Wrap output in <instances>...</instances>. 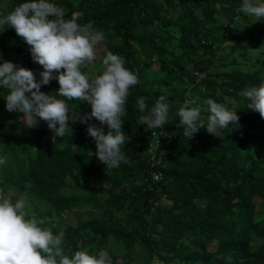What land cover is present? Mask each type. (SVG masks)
<instances>
[{"label": "trees", "instance_id": "16d2710c", "mask_svg": "<svg viewBox=\"0 0 264 264\" xmlns=\"http://www.w3.org/2000/svg\"><path fill=\"white\" fill-rule=\"evenodd\" d=\"M18 2L0 0V11ZM57 3L66 18L80 11V23L104 33L97 69L111 51L138 75L122 116L126 162L108 169L96 160L87 124L79 119L64 137L43 120L25 128L23 114L8 112L0 92V188L47 203L49 211L35 207L33 213L45 221L42 227L64 230L69 256L104 248L113 264H264V118L240 94L264 81V61L260 66L261 59L250 58L264 50V18L254 22L238 12L240 0ZM5 28L0 62L29 68L38 79L42 66L23 38ZM58 87L53 79L41 91ZM160 95L170 102L168 124L149 130L136 101L143 96L150 108ZM209 97L236 110L238 125L220 130V137L201 127L185 138L178 109L194 100L206 122L203 100ZM69 104L78 113L91 110L83 101ZM88 123L107 131L95 118ZM92 207L99 215L65 219Z\"/></svg>", "mask_w": 264, "mask_h": 264}, {"label": "clouds", "instance_id": "9594fccd", "mask_svg": "<svg viewBox=\"0 0 264 264\" xmlns=\"http://www.w3.org/2000/svg\"><path fill=\"white\" fill-rule=\"evenodd\" d=\"M237 11L259 21L264 18V0H240ZM81 17L80 11H74L66 18L57 0H20L11 10L0 11V29H14L29 46L33 62L42 66L37 79L31 69L3 60L0 92L6 93L2 98L8 112L23 114L25 128L37 127L43 120L57 137H64L71 135L70 122L79 119L86 123L87 135L95 144V159L108 169L118 168L126 162L121 150L127 137L122 131V116L129 89L139 79L134 70L125 67V60L111 51L100 58V68L95 67L105 36L91 22L80 23ZM195 74L197 79L202 76ZM53 79L59 85L55 93L41 91V86ZM240 94L247 100L246 107L264 118V81L245 87ZM75 100L86 102L90 112L74 110L69 101ZM203 104L207 106L206 122L201 119V106L194 100H185L178 109L185 138H191L201 127L220 137V130L238 125L236 110L211 97L204 99ZM169 105L168 98L160 95L148 108L146 98L139 97L136 108L146 113L140 117L141 124L149 130L162 129L168 124ZM93 118L102 126L106 124L107 131L88 123ZM156 144L152 146L154 150ZM44 224L43 219L29 211L26 195H14L0 188V264H113L104 248L65 254L64 230L53 232L50 227H42Z\"/></svg>", "mask_w": 264, "mask_h": 264}, {"label": "rangeland", "instance_id": "374dc122", "mask_svg": "<svg viewBox=\"0 0 264 264\" xmlns=\"http://www.w3.org/2000/svg\"><path fill=\"white\" fill-rule=\"evenodd\" d=\"M225 53H223V55H225ZM98 57L100 56L99 54L97 55ZM7 58V57H5ZM250 58L252 59V62H257L259 59H261V63L260 66L262 65V61H264V50H258V51H253L252 54L250 55ZM10 61V60H9ZM251 62V63H252ZM259 67V66H258ZM100 68V65H99ZM228 103H230V101H228ZM14 195H19L15 192H11ZM102 194H97V197H100ZM102 197H100L101 199ZM26 201H27V207L29 209V211L33 212L34 208H37V211L43 213V212H47L48 210V204L43 202L42 200L36 199L34 197H28L26 196ZM99 215V210L96 209V207H92L84 212H70L68 214H65V219L71 223H76L77 222V218L79 219H85L87 217H93Z\"/></svg>", "mask_w": 264, "mask_h": 264}, {"label": "built area", "instance_id": "2783aa9c", "mask_svg": "<svg viewBox=\"0 0 264 264\" xmlns=\"http://www.w3.org/2000/svg\"><path fill=\"white\" fill-rule=\"evenodd\" d=\"M156 142H158V140H156ZM158 178V176H155V179H157Z\"/></svg>", "mask_w": 264, "mask_h": 264}]
</instances>
